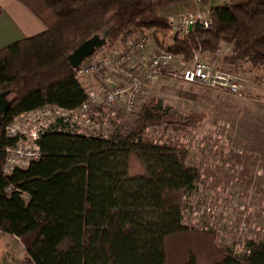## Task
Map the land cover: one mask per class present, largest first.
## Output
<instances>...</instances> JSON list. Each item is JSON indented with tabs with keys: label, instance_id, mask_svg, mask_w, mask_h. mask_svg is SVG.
Masks as SVG:
<instances>
[{
	"label": "trees",
	"instance_id": "1",
	"mask_svg": "<svg viewBox=\"0 0 264 264\" xmlns=\"http://www.w3.org/2000/svg\"><path fill=\"white\" fill-rule=\"evenodd\" d=\"M14 1L44 28L0 49V93H10L0 127V235L23 247L20 264H264V241H246L235 253L183 223V200L200 173L183 145L147 131L191 132L204 120L196 112L182 116L155 98L128 119L99 108L91 119L110 122L106 139L56 120L35 142L38 160L3 172L6 150L18 142L5 135L15 119L43 108L74 111L87 101L67 58L94 36L105 45L93 57L139 33L186 61L223 46L229 69L216 70L234 75L247 65L239 71L264 87V0ZM186 3L209 7L211 25L198 21L167 45L173 23L162 11Z\"/></svg>",
	"mask_w": 264,
	"mask_h": 264
},
{
	"label": "rangeland",
	"instance_id": "2",
	"mask_svg": "<svg viewBox=\"0 0 264 264\" xmlns=\"http://www.w3.org/2000/svg\"><path fill=\"white\" fill-rule=\"evenodd\" d=\"M221 3L223 0L211 1L210 5ZM208 8L196 3H186L162 11L161 16H169L173 23L166 44H170L176 31L182 32L178 25L183 19H193L199 14L207 18ZM146 34L148 41L153 42L156 48L150 33ZM126 39L114 44L111 50L120 49ZM104 52L106 51L96 54ZM225 54L227 53L222 46L220 52L214 55L194 54L193 59L184 61L187 66L200 60L214 69H222L221 58ZM239 69L246 71L248 66L237 67L238 71L234 74L239 86L237 94L160 77L147 84L142 100L145 104L151 98L158 99L164 106L182 116L192 112L203 115L204 120L191 132L166 133L159 128H150L147 135L154 140L169 138L183 145L188 152L187 164L200 173L196 191L183 200L184 225L213 233L218 245L231 247L235 253L245 250L246 241H264V153L257 152L259 146L256 143L258 135L260 141L264 140V132L256 133L249 129L252 120L254 124H259L264 121V116L253 112L254 116L250 115V101H254L252 86L257 85L251 82L253 74L242 73ZM79 81L86 89L89 87L92 93H97L104 83L91 77ZM104 123L105 121H96L99 127L104 128L108 137L112 127L109 121L106 128ZM22 251L18 241L0 235V264H20L24 256Z\"/></svg>",
	"mask_w": 264,
	"mask_h": 264
},
{
	"label": "built area",
	"instance_id": "3",
	"mask_svg": "<svg viewBox=\"0 0 264 264\" xmlns=\"http://www.w3.org/2000/svg\"><path fill=\"white\" fill-rule=\"evenodd\" d=\"M198 21L206 29L211 25L209 17L199 14L193 19H183L178 26L182 32H187ZM148 42L147 34L139 33L126 39L120 49L92 56L82 63L76 70L77 80L91 77L104 83L97 93H89L87 101L78 109L63 111L43 108L19 116L6 127V137L17 138L18 142L14 148L6 150L4 174L10 175L14 168H24L38 160L39 150L35 142L56 120L73 125L84 136L106 139L104 128L91 119L94 111L102 108L109 111L111 117L118 113L121 119L135 117L144 105L142 100L147 84L160 77L231 94L239 92L234 75L218 71L200 60L187 66L183 57L158 47L147 53ZM224 50L229 52L228 48ZM106 124L105 121V128L109 126V123Z\"/></svg>",
	"mask_w": 264,
	"mask_h": 264
},
{
	"label": "crops",
	"instance_id": "4",
	"mask_svg": "<svg viewBox=\"0 0 264 264\" xmlns=\"http://www.w3.org/2000/svg\"><path fill=\"white\" fill-rule=\"evenodd\" d=\"M0 7L2 10V13L0 15V49L15 41L36 36L44 31L43 26L38 22V20H36L33 15H31L23 6H21L16 1L0 0ZM166 18L170 17L166 16ZM153 48H155L153 42L149 41L147 53H150ZM260 90L264 89H261L259 86H252L251 94L254 98V101H250V115L252 116H254L253 113L264 116V92H260ZM87 91L91 93L89 87ZM250 124L255 125L253 129H251L252 125L249 126V129L252 130V132H264V121L259 124H254L252 120V123ZM256 137H258L256 143L259 146H257V152L264 153V140L260 141L259 135ZM14 240L17 241L16 239ZM22 252H24V250Z\"/></svg>",
	"mask_w": 264,
	"mask_h": 264
},
{
	"label": "water",
	"instance_id": "5",
	"mask_svg": "<svg viewBox=\"0 0 264 264\" xmlns=\"http://www.w3.org/2000/svg\"><path fill=\"white\" fill-rule=\"evenodd\" d=\"M190 30L191 27H189V31ZM104 45L105 40L100 39L98 36H94L91 39L85 41L68 56L67 61L70 67L73 70H77L82 63H84L88 58L92 57L95 52L101 49ZM9 95V92L0 93V127L2 115L10 106V102L8 101Z\"/></svg>",
	"mask_w": 264,
	"mask_h": 264
}]
</instances>
